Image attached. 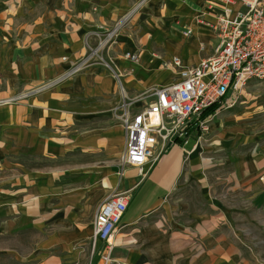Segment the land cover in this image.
<instances>
[{"label":"crops","instance_id":"crops-1","mask_svg":"<svg viewBox=\"0 0 264 264\" xmlns=\"http://www.w3.org/2000/svg\"><path fill=\"white\" fill-rule=\"evenodd\" d=\"M27 1L28 4L24 1L20 5H17V0L14 1V8L10 5L11 13L17 15L19 7H31L35 2ZM39 1L54 6L52 9L61 20L57 24H22L21 29L24 27L30 32L27 36L29 39L16 38L14 43H10L13 46L10 56L7 58L6 55L1 61L3 65L0 74L8 82L9 94H18L21 87L29 93L25 98L0 102V223L1 228L6 227V231L1 233H12L19 221L27 223L33 220L38 223L52 215L47 211L51 195L55 192V176L50 177L48 169H25L18 160L22 157L48 156L51 147L66 140L59 134L62 129L66 130L71 125L76 127V120L83 119L82 116L92 119L102 116L106 113L104 106L111 97L108 103L117 104L108 85L117 89L118 80L107 76L109 73L101 67L91 65L68 83L65 80L53 82L68 74L73 64L81 63L87 57L94 58L86 47L87 38L91 37L88 40L91 44L97 41L90 32H102L104 26H111L117 17L130 14L142 6L141 2L138 4L140 0ZM235 1V8H239V0ZM224 5V0H166L161 6L167 13L175 11L183 18L179 33L183 39L167 26L155 30L158 33L165 32L163 36L158 33L151 35L155 41L160 38L169 48L167 55L174 54L167 59L169 64L166 67L162 61V64L159 63L160 69H164L160 73L164 77L163 86L179 79L178 70L172 64L173 57H178L185 66H193L212 53L218 38L209 24L215 22ZM186 28L192 30L188 36L183 34ZM4 52L6 50L2 49ZM117 63L119 66L127 64L121 60H117ZM125 71L127 73L130 70ZM121 73V82L130 89L133 80ZM127 74L146 73L137 68ZM148 75L149 78L143 76L140 80V86H145L150 79L153 80L151 85L160 83L161 76L155 75V78L151 73ZM6 93L0 91V95ZM136 108L133 103L132 110L136 111ZM92 124L94 122L85 127L84 134V139L90 145L108 146L119 133L124 151L125 130L122 125H114L111 120L106 130L102 131ZM186 136L187 144L183 139H178L156 163H148L145 166L148 171L146 176H139L135 168L125 167L120 186L128 195V208L119 230L111 239L112 256L121 264H253L251 259H247V255L249 258L254 255L251 244L246 245L243 234L246 230L236 225V215L247 220L245 223L250 226L258 225L262 220L264 222L263 176L258 180L262 173L258 171L262 166L255 162L256 166L251 169L247 162L241 160L235 184L224 195L231 199L236 193L237 200L227 199L225 205L214 204L216 211L211 215L193 214L196 222L194 226L180 225L172 195L183 186L180 179L185 165L194 168L200 130L193 124ZM189 143L190 148L187 147ZM186 154H189L188 157ZM105 182L107 188L111 187L109 179L104 181V186ZM57 194L59 202L65 206L68 201L65 189L61 192L57 189ZM26 198L27 202L24 203ZM78 199L74 195L75 207L82 206ZM19 202L27 209L25 218L12 215V212H18ZM235 204L240 206L236 207ZM67 209L70 212V206L64 212ZM253 211H260L263 215L260 222L255 216L252 217ZM92 244L91 235L90 250L97 255L103 244L98 242L95 247ZM98 258H92L93 261L95 259L92 264H97Z\"/></svg>","mask_w":264,"mask_h":264},{"label":"rangeland","instance_id":"rangeland-1","mask_svg":"<svg viewBox=\"0 0 264 264\" xmlns=\"http://www.w3.org/2000/svg\"><path fill=\"white\" fill-rule=\"evenodd\" d=\"M14 1L16 0H0V71L3 65L2 58L6 55L8 58L13 49L10 43H14L16 38L29 39L27 36L30 32L24 27L21 29L22 24L26 22L57 24L61 20L52 9L54 6L39 0H34L31 7H24V9L19 7L17 15H13L10 5L14 8ZM24 1L28 4L27 0H17V5L24 4ZM165 1L140 0L138 4L141 2L142 6L127 21L124 20L129 14H124L117 17L111 26H104V29H101L102 32H90L89 34L97 41L91 44L88 42L91 37L87 38L86 47L90 56L94 58L87 57L81 63L73 64L69 71L72 72L71 74H65L61 79L53 82L54 84L65 80L68 83L70 79H74L91 65L101 67L109 73L106 74L107 76L118 80L117 89L108 85L112 89L111 94L117 104L108 103L111 97L104 106L106 113L102 116L97 119L82 116L83 119L76 120V127L71 125L66 130L62 129L59 134L66 140H61V143L51 147V154L48 156L22 157L18 160L25 169H48L50 177L55 176V179L53 178L55 192L51 195L47 211L52 215L38 223L33 222L32 219L27 223L19 221L12 233H1L6 231V227L1 228L0 223V264H92V258L96 256H99L97 264H101L100 252L96 255L90 250L92 221L98 206L110 193L124 191L120 186L123 170L121 163L123 143L118 133L114 142L108 146L90 145L89 141L84 139L85 127L90 122H94L92 125L105 131L108 121L111 120L114 125H122L116 114L124 109L125 103L129 104L130 108L133 107L131 103L132 105L134 103L137 107L136 111L142 110L148 107L155 88L163 86L164 77L160 73L164 69H160L162 64L160 61L166 67L169 64L166 62L167 59L174 54L167 55L169 48L160 38L155 41L152 36L158 33L156 29L167 26L183 39L179 34L183 18L175 11L167 13L161 8ZM177 12L179 13V10ZM36 33L41 32L34 34ZM110 34L112 36L107 37ZM164 34L165 32L162 31L158 33L161 36ZM2 49L6 52L2 53ZM132 51L140 56L139 61L134 64L124 59V55ZM117 60L127 64L123 63V66H119ZM137 68H141L146 74H127ZM126 69L130 71L126 73ZM121 72L133 80L130 89L121 82L123 80ZM149 73L155 78L157 75L161 76L160 83L151 85L153 80L150 79L145 86H140V80L143 76L149 78ZM5 79L0 74V91H7L6 94L0 95V102L25 98L24 96L29 94L21 87L18 89V94L10 95L9 85ZM197 145V155L193 161L194 168L185 165L180 179L183 186L172 195L180 225L193 224L194 226L196 222L193 220V214L211 215L216 211L214 204L225 205L228 202L227 199L230 197L224 195L235 184L241 160L247 162L251 169L257 162V165L262 166H258L260 167L258 172L264 174V82L250 80L241 93L239 101L209 122L206 131H200ZM190 146L189 143L187 147L190 148ZM186 155L188 157L189 154ZM262 173L259 174L258 180L264 176ZM107 179L112 182L109 188L106 182L104 186V181ZM57 189L58 192L65 189L68 196L65 206L58 200ZM74 195L78 196L79 204L82 206L75 207ZM230 200H237L236 193ZM69 206L70 212L68 209L64 212ZM235 206L240 205L235 204ZM26 212V207L19 202L18 212H12V215L25 218ZM253 216L260 222L263 215L260 211H253ZM236 218V225L246 230V232L243 230L244 239L246 245L251 244L254 254L251 258L247 255V259H251L253 264H264L263 220L258 225L250 226L245 223L247 220L238 214Z\"/></svg>","mask_w":264,"mask_h":264},{"label":"built area","instance_id":"built-area-1","mask_svg":"<svg viewBox=\"0 0 264 264\" xmlns=\"http://www.w3.org/2000/svg\"><path fill=\"white\" fill-rule=\"evenodd\" d=\"M224 1L222 12L209 24L218 38L212 53L193 66L173 57L179 79L155 88L148 107L133 111L125 103L116 114L125 130L121 175L125 167H132L139 176H146L145 166L156 163L171 144L178 139L188 143L187 130L193 124L206 131L209 122L239 101L250 80L264 82V0H239V8L235 0ZM191 32L186 28L183 34ZM124 57L139 60L131 52ZM127 208L125 192L110 193L95 213L92 243L93 247L103 244L101 264H121L112 256L111 239Z\"/></svg>","mask_w":264,"mask_h":264},{"label":"water","instance_id":"water-1","mask_svg":"<svg viewBox=\"0 0 264 264\" xmlns=\"http://www.w3.org/2000/svg\"><path fill=\"white\" fill-rule=\"evenodd\" d=\"M135 11H136V10H134L131 14H129V15L125 18L124 21H127Z\"/></svg>","mask_w":264,"mask_h":264},{"label":"bare ground","instance_id":"bare-ground-1","mask_svg":"<svg viewBox=\"0 0 264 264\" xmlns=\"http://www.w3.org/2000/svg\"><path fill=\"white\" fill-rule=\"evenodd\" d=\"M125 94V93H124Z\"/></svg>","mask_w":264,"mask_h":264}]
</instances>
